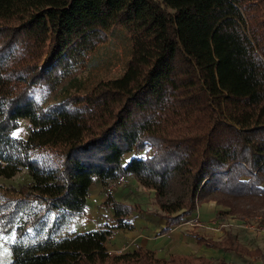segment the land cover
I'll list each match as a JSON object with an SVG mask.
<instances>
[{"label":"trees","instance_id":"1","mask_svg":"<svg viewBox=\"0 0 264 264\" xmlns=\"http://www.w3.org/2000/svg\"><path fill=\"white\" fill-rule=\"evenodd\" d=\"M116 28L133 55L90 84L76 72ZM22 168L28 183L0 185L9 264H237L109 252L142 212L109 193L112 225L72 223L96 179L152 189L162 233L204 202L264 206V0H0V177ZM228 231L191 235L239 252Z\"/></svg>","mask_w":264,"mask_h":264},{"label":"rangeland","instance_id":"2","mask_svg":"<svg viewBox=\"0 0 264 264\" xmlns=\"http://www.w3.org/2000/svg\"><path fill=\"white\" fill-rule=\"evenodd\" d=\"M132 55V43L129 39L127 31L122 28H116L114 32L109 35L108 41L105 44L99 46L98 49L91 52L89 58L86 61V65L81 66L76 73L83 70V76H90V84H94L101 79L106 80L116 78L122 75L124 69L126 68L127 61L132 57ZM142 153L143 152H136L135 154L139 155ZM27 172V169L22 168L12 177H0V185L12 184L15 186H19L22 184H26L30 181V177ZM123 181V179L119 181L116 180L114 181V184L113 182H109V184L111 183L114 188L113 190H115L117 184L121 185ZM127 181L129 182L131 181V179L124 181V183H127ZM131 182H133V180ZM131 182L129 183L131 184ZM141 186L142 185H137L136 190H131L130 192L132 194L131 196L133 197V200H131L137 203H127L125 201L122 202L133 205L140 204L144 208H146L149 213L159 217L158 214L155 213L158 212L159 207L157 206L154 198V191L152 189L149 190L148 188ZM102 190L103 192L107 191L104 190L103 187L101 191ZM89 191V198L96 200L98 190L92 185ZM106 199L107 196H105L103 201H105ZM208 202H204L206 203V205H204L203 208H205V206H212V209H205L203 210L205 213H201V207L199 208V206L201 205L200 204L193 211L194 215L187 216L175 227L173 231L174 237L172 238V241L163 248L165 254L169 255L173 253H183L193 255V252L189 253L191 251L189 248L193 247L192 240L184 237L189 234V232H194L193 230H195V232H198V234H203L206 237L222 240L226 237L227 230H229L228 232H232L233 227L237 228V230H240L239 239L236 235L234 237L235 242H238L237 246L239 252L235 253L231 252V250L229 251L230 253H227V255L226 253H224L223 259L227 261H233L237 264H264V206L259 207L254 206L251 203H243L241 207H243L244 209H248L249 212L241 211L239 204V207L235 209L236 212L230 213L227 206L217 204L214 200L211 201L212 203ZM136 211L137 209L132 212L131 215L133 213H137ZM136 216H138V214H136ZM234 220H237V223H235ZM105 222L107 225H110L107 221H104V223ZM73 223H75V220L73 221ZM104 223L99 222V225L96 229H101L102 226L105 225ZM234 225H236V227H234ZM73 230L75 231V229ZM110 234L108 237L109 242L112 236ZM179 237L181 238L178 239ZM9 239L10 238L8 235L0 231V264H9V262L11 261L10 245L7 242ZM107 244L108 243H106V248L109 252L119 254L124 252L125 250L124 247H120L119 249H115L112 251L111 246L109 245L110 243L108 244L109 246H107ZM225 251H227V249H225ZM207 256L211 257V259H213L212 261L217 258V254L215 253V251H211ZM218 256L219 258H222V252H219Z\"/></svg>","mask_w":264,"mask_h":264},{"label":"crops","instance_id":"3","mask_svg":"<svg viewBox=\"0 0 264 264\" xmlns=\"http://www.w3.org/2000/svg\"><path fill=\"white\" fill-rule=\"evenodd\" d=\"M122 179L124 181L131 179V181L133 180V182L129 181L131 182L130 184L128 181L127 183H124L123 181L121 185L117 184V187H115L116 188L115 190H113L114 188L112 184L108 183L109 186L106 188L107 191L105 192H103V190L101 191L102 185L98 179H96L93 182L92 184L93 187H95L98 190L97 195H96V200L89 198V196L87 197V203H86V207H85L83 214L81 215V217L75 220V223H73V229H75V231L86 232L89 230H94L99 225V222L104 223V221H107L110 225L113 224L112 217H113L114 212L112 208L102 206V203L104 202L103 200L105 196H107V193H111L112 196L116 200L125 201L127 203H137V202L132 201L133 197L131 196L132 194L130 192L131 190L135 191L137 185L140 186V184L132 177L131 178L121 177L117 180L119 181ZM114 183L115 182L113 181V184ZM92 185L90 186V188L92 187ZM142 189H145V188H142ZM208 203H212V202L210 201ZM204 205H206V203H202L199 206V208L201 207L200 209V211H202L201 213H205L203 211L205 209L209 210L213 208L212 206H209V207L205 206V208H203ZM140 207L142 209V212H137V213L132 214V217L130 220L131 221L130 229H123V228L113 229V231L110 234L112 235L110 238V242L108 241V237H109L108 236L106 243L108 244L110 243L109 245L111 246L112 251L115 249H119L120 247H124L125 248L124 252H126V251H131L135 249L136 247L140 246L141 248L151 250L154 253V255L158 258L167 259L172 254H169V255L165 254V251L163 250V248L166 247V245L172 241V238L174 237L173 231L178 224L171 226L167 232L162 233L161 229L165 225L164 219H162L161 217H157L154 214L149 213L148 210H146V208H144L142 205H140ZM136 214H138V216H136ZM192 215H194V212H192L190 216ZM234 222L237 223V220H234ZM104 224H106V222ZM234 227H236V225H234ZM232 233H234V236L236 235L237 238L239 239L240 230H237V228L232 227ZM200 235H203V234H200ZM184 237H186L189 240H192L193 247L189 248L191 250L189 253L193 252V255L183 254V253H173V254H183V255H192L195 257H203L206 260H209L210 262H214L217 259H223L224 253H226L227 255V253H230L229 251H231V250L225 251V249H222V248L207 247L203 244H199L196 238L193 235H191V232H189V234H187ZM180 238L181 237H179L178 239ZM214 240H217V239H214ZM108 244L107 246H109ZM211 251H215V253L217 254V258L214 261H212L213 259H211V257L207 256L208 253H210ZM219 252H222V256H223L222 258H219L218 256ZM231 252L237 253L234 250H232ZM229 262H233V261H229Z\"/></svg>","mask_w":264,"mask_h":264}]
</instances>
